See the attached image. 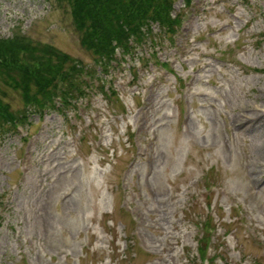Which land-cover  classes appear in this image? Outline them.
Instances as JSON below:
<instances>
[{
  "label": "rangeland",
  "instance_id": "obj_1",
  "mask_svg": "<svg viewBox=\"0 0 264 264\" xmlns=\"http://www.w3.org/2000/svg\"><path fill=\"white\" fill-rule=\"evenodd\" d=\"M172 14L157 59L0 138V264H201L194 222L217 228L215 264H264V0ZM16 33L93 64L64 0H0V39Z\"/></svg>",
  "mask_w": 264,
  "mask_h": 264
},
{
  "label": "trees",
  "instance_id": "obj_2",
  "mask_svg": "<svg viewBox=\"0 0 264 264\" xmlns=\"http://www.w3.org/2000/svg\"><path fill=\"white\" fill-rule=\"evenodd\" d=\"M64 1L70 8L82 47L93 56V65L88 67L53 46L34 44L23 33L0 39V83L18 91L24 102V109L13 110L0 96V137L15 133L17 123L30 124L34 113L42 115L46 110H55L54 96L60 83L66 91L67 109L95 89L106 92L115 70L116 53L123 58L132 56L139 47L157 40L154 24H159L164 35L176 33L181 24L180 14H172L175 0ZM184 2L190 4L192 0ZM1 94L5 95L2 89ZM207 240L204 237L201 242L202 255Z\"/></svg>",
  "mask_w": 264,
  "mask_h": 264
}]
</instances>
